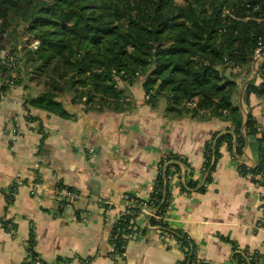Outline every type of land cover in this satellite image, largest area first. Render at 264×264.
I'll list each match as a JSON object with an SVG mask.
<instances>
[{
    "label": "crops",
    "instance_id": "0c3cea01",
    "mask_svg": "<svg viewBox=\"0 0 264 264\" xmlns=\"http://www.w3.org/2000/svg\"><path fill=\"white\" fill-rule=\"evenodd\" d=\"M256 60L237 74L234 99L243 121L253 116L264 133L263 102L245 94L248 80L259 83L262 60ZM27 87L10 88L0 105V264H54L57 259L66 264H116L109 240L114 221L123 213L122 196L147 201L158 163L169 154L187 160L199 188L205 177L204 144L230 126L166 115L163 99L151 109L141 81L128 88L132 110L97 112L62 100L74 114L69 119L25 108V99L38 93ZM260 140L258 134L249 136L236 158L224 143L202 193L197 188L182 191L180 184L188 178L170 182L165 219L189 236L199 260L234 264L233 255L245 251L264 264V189L237 170V164L248 169L257 165ZM17 178L23 183L17 184ZM32 182L39 183L36 193ZM63 188L79 198L70 201L55 194ZM4 221L12 223L13 232L5 229ZM135 226L133 231L146 229L148 223L136 216ZM182 257L149 228L144 235L138 231L127 238L118 264H179Z\"/></svg>",
    "mask_w": 264,
    "mask_h": 264
},
{
    "label": "trees",
    "instance_id": "16d2710c",
    "mask_svg": "<svg viewBox=\"0 0 264 264\" xmlns=\"http://www.w3.org/2000/svg\"><path fill=\"white\" fill-rule=\"evenodd\" d=\"M17 28L26 37L23 43L15 46L7 41L9 51L0 44V98L12 86L27 90V79H37L38 93L25 99V108L69 119L74 114L62 102L68 97L72 106L121 113L133 109L128 88L141 81L151 109L163 99L166 115L230 124L204 144L205 177L199 188L184 157L169 154L160 160L154 199L159 205L156 214L162 218L173 177L188 178L180 184L183 192L197 188L202 193L212 180L222 145L233 158L240 157L247 138L257 134L254 117L248 115L244 127L234 103V78L252 63L256 50L264 53V0H0V41ZM34 41L36 48L31 47ZM11 59H15L12 67ZM257 77L259 83L251 81L245 94L261 99L264 113V58ZM256 150L257 165L248 169L237 164V170L252 183L260 177L264 184V133ZM136 216L138 210L131 209L113 226L109 241L116 252H123L125 236L146 234L147 228L133 231ZM148 224L171 234L180 250L188 253L179 264H212L196 257L185 232L154 219ZM4 226L14 231L11 222L4 221ZM246 253L234 254V264H258L255 256L248 262ZM58 263L66 261L57 259Z\"/></svg>",
    "mask_w": 264,
    "mask_h": 264
},
{
    "label": "built area",
    "instance_id": "2783aa9c",
    "mask_svg": "<svg viewBox=\"0 0 264 264\" xmlns=\"http://www.w3.org/2000/svg\"><path fill=\"white\" fill-rule=\"evenodd\" d=\"M37 45H38V42H37V41H34V42H32L31 47L36 48ZM262 54H263V53H261V49H258V50H256V52H255V57H254V58H256V56H260V55H262ZM18 57H20V54H18ZM14 61H15V59H11V60H10V64H9V65H10L11 67L13 66ZM9 65H8V66H9ZM12 87H13V86H12ZM1 101H2V97L0 98V105H1ZM256 132H257V134H258L259 136H261L262 131H261V129H260L259 127L256 128ZM183 176H184V175H183ZM174 178H176L177 180H179L178 177L175 176V177H173V178L171 179V181H172ZM183 179H184V178L182 177V180H183ZM257 179H258V182L254 183V184H255L256 186L261 187V188L264 189V184H262V180H261V178L258 177ZM16 183H17V184H21V183H23V179H21V178H17V179H16ZM29 186H30V188H31V190H32V193H36L37 189L39 188V183L32 182V183H30ZM157 193H158V191H155V189H154V185H153V189H152V193H151V196H152V197H151L150 199H148L147 201H142V200H140V199H138V198H136L135 196L130 195V194H126V195L122 196V207H123V213H122L121 215H125V214H126L127 212H129V210H131V209H137V210H138V216H142V217L147 221V223H148V220H149V219H154V220H156V221H161V222H164L165 224H168L167 221H166V219H165V217L162 218L161 216H158V215L156 214L159 205H157V204L155 203L156 201H155V199H154V196H156ZM55 194L58 195V196H62V197L66 198V199H68V200H70V201H71V200L74 201L75 199H78V198H79V195H78V194H76V193H74V192H72V191H69L67 188H63V189L57 191ZM109 205H110V204H109ZM121 215H120V216H121ZM120 216H118L117 219L114 221L113 226H114L115 224L117 225ZM262 224H263V226H264V223H262ZM0 227L3 228V223H2V222H0ZM149 228H154V229L156 230V233H157V237H158V239H159L164 245H166V246H168V247H170V248L175 247V248L179 249V251L182 253V256H183L181 261L185 260V258H186V256L188 255V253L182 252V251L180 250L178 242L174 239V237H173L171 234L166 233L165 231L159 233V232L157 231V228H158V227H150L149 224H148V228H147V230H148ZM129 236H130V235H127V236H125L124 238L127 239ZM111 239H112V237L110 236V240H111ZM113 248H114V247H113ZM121 249H124V246H122ZM122 256H123V252H122V253H118V252H116V249L114 248V250L112 251V253H111V255H110V258L114 261V263L118 264V263H120V260H121ZM245 259L249 262V261H251L252 259H254V256H253L252 254H250V253H246V254H245ZM29 264H41V263L38 262V261H35V262H31V263H29ZM54 264H56V263H54ZM58 264H63V263H58Z\"/></svg>",
    "mask_w": 264,
    "mask_h": 264
},
{
    "label": "rangeland",
    "instance_id": "374dc122",
    "mask_svg": "<svg viewBox=\"0 0 264 264\" xmlns=\"http://www.w3.org/2000/svg\"><path fill=\"white\" fill-rule=\"evenodd\" d=\"M178 1L180 2V0H178ZM18 32L21 34V32H22L21 28H17L16 31H14V32H8L7 34H5L6 36L3 35V38L0 41V44L6 46V51H9V49L11 47L10 45H7V41H10V43H12V45L16 46V45H19V44L23 43L26 40V37L22 36V35H19ZM18 51H20V47H18ZM4 54H5V52H1V56H4ZM262 58L263 57H261V55L260 56H256V59H257L256 62L257 61L260 62L262 60ZM254 60H255V58H254ZM233 75H234V73H233ZM29 77H31V76H29ZM235 78H234V80H235ZM36 81H37V79L34 82H31L29 79H27V81L24 84L29 86L30 88L37 89L36 88ZM239 83H240V81H239ZM62 100L63 101L64 100H69V98L66 97V98H64ZM234 103H235V99H234ZM78 106L82 107L81 104H79Z\"/></svg>",
    "mask_w": 264,
    "mask_h": 264
},
{
    "label": "water",
    "instance_id": "95a60500",
    "mask_svg": "<svg viewBox=\"0 0 264 264\" xmlns=\"http://www.w3.org/2000/svg\"><path fill=\"white\" fill-rule=\"evenodd\" d=\"M261 57L264 58V53L261 55ZM255 59H256V58H255ZM250 82H251V80H248L247 83H246V85H248ZM240 112H241V109H240ZM241 114H242V113H241ZM245 118H246V120H245V122H244V127H245V125H246V122H247L248 116H245ZM142 219H144V218L142 217Z\"/></svg>",
    "mask_w": 264,
    "mask_h": 264
}]
</instances>
